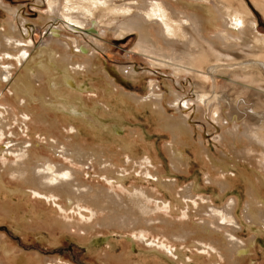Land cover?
Listing matches in <instances>:
<instances>
[{
	"label": "rangeland",
	"instance_id": "374dc122",
	"mask_svg": "<svg viewBox=\"0 0 264 264\" xmlns=\"http://www.w3.org/2000/svg\"><path fill=\"white\" fill-rule=\"evenodd\" d=\"M234 1L230 0L234 3L233 6L240 3ZM258 1L263 0H241V3L256 17L258 31L264 35V13L254 5ZM49 2L50 0H0V28H6L10 23L14 25L23 38L30 42L31 49L28 52L35 55L39 46L48 38V33L52 32L49 28L61 25V41L70 43L72 40H78L80 47L85 46L89 50L81 56L89 58L92 65L89 71L80 76L68 73L76 84L73 88L70 87L71 89L64 87L61 92L52 90L49 87L50 81L71 77L51 67L48 73L50 76L36 87L27 99H19L17 95L12 94V82L5 81L7 71L0 73V107L10 111L11 116L14 114L13 120L18 119L20 123L26 121L30 130H25L19 121H13L14 128L10 130H15L20 135H9L8 138L0 139V165L14 159V156L2 153L4 150L1 147L27 139L30 142H41V146L35 145V148L42 156L74 167L89 184L109 187L105 178L100 176L97 166L74 163L71 158L62 154L57 156L51 148H45L47 142L43 143V134H46V137L54 133L70 148L77 144L89 151H108V157L115 162L118 160L120 167L130 170L126 179L121 182L123 184L115 185L116 191L119 190L117 192L128 193L135 187L145 190L148 188L149 192L154 191L156 200L164 201V204L160 205V212L154 214L155 220L162 216L180 220L182 223L188 221L191 226L199 224L200 220L205 218L221 222L220 216L210 214L212 210L227 212L229 215L233 207L236 217L232 216L233 221L228 220L227 224L239 226L237 234L241 240L254 239V246L249 249L242 264H264V229L250 226L244 216L250 200V183H258L264 195V168L259 162L253 161L254 153L259 154L262 151L259 148L253 153L252 140L245 136L248 131L251 132L257 127L250 116L253 114V96H256L253 88L257 89L260 85L253 84L252 77L241 75L236 80L238 84L232 86L229 82L232 80L231 76H228V70H224L225 68L220 69L222 71H218L213 80L205 74L202 77L195 71L175 68L174 64L166 60L145 54L139 49V36L136 32L120 35L115 31L114 28L119 26L121 17L112 16L109 22V19H105L106 25H113L110 28L94 27L88 23L89 25L82 27L80 32L73 30L70 26L87 21L89 15H92L91 2L77 5L63 2V13L70 12L69 15L66 18L54 17L55 19L45 21L50 16ZM106 7L107 4L101 6ZM227 18L229 19V16ZM86 32L90 35H86ZM5 49V45L0 44L2 53H5ZM72 53L76 55V52ZM241 57L245 60L252 56L241 54ZM8 65L9 63L5 62L1 67ZM19 66L13 72V78L23 72L21 65ZM181 68L186 69L184 65ZM42 90L49 93L54 91V94L49 95L41 92ZM234 97L239 98L238 106H234ZM41 98L45 105L47 98H50L56 105L65 106L66 111L56 112L41 107L37 101L31 102ZM152 102L161 105L162 111L158 110V106H151ZM218 109L221 112H218ZM230 114L234 116L231 117ZM172 118L181 119L185 125L184 131L177 136L166 128L168 120ZM45 120L56 122L57 130L47 126ZM235 124L239 128L240 138L229 133ZM21 131L28 138H25ZM172 145L178 148L181 146L182 151L184 150V159L179 167L174 166L176 160L172 154ZM233 152L247 154L252 160L240 159L239 162ZM10 180L5 178L0 182V264H183L182 261H174L172 256L166 255L158 247L141 241L140 235L129 229L101 227L102 229L98 228L88 235L81 234L76 229L67 230L62 221L65 222L71 212L59 208L65 203L62 198L58 199L57 207L38 196L20 194L18 183ZM260 181L263 184H259ZM158 184H163V187ZM185 190L187 191L184 192ZM186 196L194 197L193 200H187ZM203 202L209 208L206 212L210 210L209 215L199 216L198 211L205 207ZM166 204L169 205V210ZM183 206L187 208L184 209ZM178 209L183 211L178 212ZM188 209L189 212L185 211ZM190 213L192 217H189ZM160 227L163 228L162 225ZM151 231L147 233L150 238L148 242L153 235L155 237L152 240L158 237L154 231L153 235H150ZM255 235L257 237H254ZM167 242L178 250L182 248L183 255H186L183 257H187L183 258L186 260L185 264H208L209 261L211 264L219 260L217 256L211 261L209 255L198 252L189 243Z\"/></svg>",
	"mask_w": 264,
	"mask_h": 264
},
{
	"label": "bare ground",
	"instance_id": "6f19581e",
	"mask_svg": "<svg viewBox=\"0 0 264 264\" xmlns=\"http://www.w3.org/2000/svg\"><path fill=\"white\" fill-rule=\"evenodd\" d=\"M235 1L240 3H235L236 6H233L234 3H231L230 0H50V16L45 19V21L51 20L54 17L66 18L69 15L70 12L68 14L63 13V2L66 4L74 3L76 5L79 3L91 2L93 5V13L89 15L87 21L76 23L73 27L70 26V24H67V26L80 32L82 27L89 25L88 23H91L94 27L97 26L102 28L103 26H108L106 25L107 21H105V19H109V22L112 16L121 17L122 20L119 26L114 28L118 34L124 35L125 33L136 32L139 36V49L143 53L166 60L174 64V66H172L175 68L191 72L195 71L198 75H202V77L205 74L208 78L210 77L213 80L217 77L215 75H217L218 71L221 72L223 70L222 68H225L224 70H228V76H231L232 80L228 81L232 83V86L238 84L236 80L241 77V75L249 76V78L252 77L253 84L260 85L257 89L253 88L256 96H253V114L250 116L253 118V121H255L257 127L251 131L252 133L250 131H248V134L245 133V136L252 140L255 149H253V153L259 148L262 151V153L259 154H256L257 152L254 153L253 161L259 162L262 164V168H264V131L262 130L264 129V35L259 33L256 17L250 13L251 11L249 12L248 8L241 3V0ZM210 2H213V4ZM105 4H107V7L101 8V6ZM254 5L259 11L264 13V0L258 1ZM55 22H57V20ZM111 26L113 25L110 24L108 27L110 28ZM61 28V25L58 27L51 26L49 28L52 29V32L48 33V38L39 46L35 55L30 54V51L28 52V50L31 49L30 42H27L23 38L14 25L10 23L9 25L7 24L6 28H0V44H4L6 48L5 53L0 51V73L7 71V74H5V81L10 80L12 82L10 91L12 94L17 95L19 99H27L30 93L36 90V87L41 85V83L43 84L50 76L48 73H50L49 70L51 67H55L60 73H72L76 76H80V74H84L86 71L90 70L92 65L90 62L91 60L81 56L82 54L88 53L89 50H87V47H80L76 39L72 40V42L70 41V43L61 41ZM92 31L94 32L95 28H93ZM85 34L88 36L90 35L89 32ZM72 52H76V55ZM241 54L252 57L243 60ZM5 62H8L9 65L1 67ZM19 65H21L23 72H20L16 78H13V72ZM183 65L186 69L181 68ZM188 67L191 69H188ZM6 76L10 78L8 79ZM64 76L67 77L66 74ZM69 76L68 74V77ZM71 78H55L56 80L50 81L51 84H49V87L56 92L62 90L64 87L73 88L76 83L73 77ZM221 78H223V76ZM240 85L239 83V86ZM54 91H52L53 93H49V91L45 90L41 92L52 95ZM224 94L228 95L229 93ZM34 101H37L41 107L43 106L44 108L55 110L56 112L61 110L62 112L66 111L65 106L56 105L50 98H47V105H45L42 98L32 100L31 102ZM232 101L234 102V106H238L240 103L238 97H234ZM155 102H152L151 106H158V103L156 102V104ZM158 107L159 109H157L162 111V106L159 105ZM240 108L241 107H239V109ZM218 112L221 111L218 109ZM215 114L217 115V113ZM13 115L14 114H12V116ZM12 116L10 111L2 106L0 107V139L2 137L8 138L9 135L11 137H18L20 135V133L15 130H10L13 127V121H19L18 119L13 120ZM19 124H22L25 130H29L26 121L21 123L19 121ZM45 124L54 130L58 128L57 123L54 121L45 120ZM166 128L177 136L184 131L185 125L181 119L172 118L168 120ZM229 133L236 138L240 136L239 128L236 124L234 129L229 131ZM21 134H23L22 131ZM43 135V143L47 142L45 148H51L57 156L58 154H62L71 158V161L74 163H80L82 165L89 163L90 166H97L100 176L105 178L109 183V187L100 184H89L78 174L79 172L74 167L42 156L39 150L35 148V145L41 146V142H30L27 141V139H21L13 144L8 143L4 147H1L4 150L2 153L5 152L12 155L14 159L0 165V182L2 180L4 181L5 178H10L12 181L18 183V191L20 194L38 196L42 198V200L44 199L57 207H59L58 199L62 198L65 203L59 208L65 212H67V210L71 212V215L69 214L70 217L65 222L62 221L63 227L67 230L76 229L79 233L88 235L101 227L113 228L114 226L129 229L136 232V234L138 233L141 241L151 246L158 247L166 255L172 256L174 261H182L183 264H185L184 261H186L183 260V258L187 257H183L186 255H183L181 251L182 248L178 250L167 241H179L185 244L189 243V245L194 247L198 252L209 255L210 260L218 256L219 260H215L211 264H242L244 257L249 253V249L254 246L253 238L249 241L245 239L243 241L239 238L237 234L239 226L235 227L227 224V221H233L232 216H235L233 207H231L229 215L227 212L212 210L210 214L213 216H220L221 222H217V219V221H215L214 217L213 220L215 222L209 218H205L200 220L199 224L191 226L188 221L182 223L179 222L180 220L175 221L162 216H160L158 220H155L154 216L161 209L160 205L164 204V201L161 200L163 201L161 202L160 200H156L157 198L153 193L154 191L149 192L148 188L145 190L135 187L131 191L129 190L128 193H126L127 191L121 193L117 192L119 190L116 191L115 185H118V183L126 179L130 170L128 168H123V166L120 167L117 163L118 160L115 159V162L111 157H108V151L107 153L103 150L89 151L82 149L77 146V144L72 146L73 148H70L61 142L54 133L46 137V134ZM39 138H41L40 135ZM172 147V154L176 160L174 166L179 167L184 159V150L182 151L181 146L178 148L172 145ZM246 155L247 154H242L241 152L235 153V159L239 160V162L240 159L251 161L252 159L250 156ZM137 162L141 163V161ZM149 166L151 167V165ZM229 166H231V164L228 165V169ZM234 167L233 165V168ZM135 168L137 167L135 166ZM259 168L260 167H258V169ZM140 176L142 177V175ZM259 177L260 176H258V178ZM261 181L259 184L264 183V179L263 183ZM250 184L251 189L248 191L250 192V200L246 205L244 216L247 220L246 222H248L250 226L264 229V195L258 183L253 181V183ZM161 185L163 187V184ZM186 191L187 190L184 192ZM191 196H186L185 199L193 200L195 195L193 197ZM183 207L184 209L187 208L185 206ZM169 208L168 205V210ZM207 208L206 205L204 209L201 208L202 210L198 211L199 216L202 214L209 215L208 211L210 210L206 212ZM179 210L181 211L182 209H178V212ZM185 211L189 212V209ZM6 213L8 214V211H6ZM190 214L189 217H192V214L191 216ZM234 222H236L235 219ZM237 224L239 223L237 222ZM160 225H162L163 228H161ZM257 229L259 230V228H256V230ZM150 230L156 232L158 237L152 240L155 236L151 231L150 235H153V237L151 241L148 242L150 238H148L147 233ZM254 237L257 236L255 235ZM209 262L208 264H210ZM178 263L181 264V262H177V264Z\"/></svg>",
	"mask_w": 264,
	"mask_h": 264
}]
</instances>
